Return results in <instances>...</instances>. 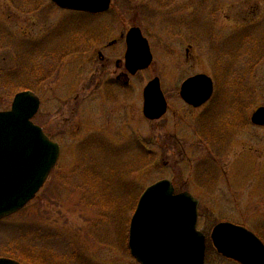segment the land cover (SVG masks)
<instances>
[{
  "label": "rangeland",
  "instance_id": "374dc122",
  "mask_svg": "<svg viewBox=\"0 0 264 264\" xmlns=\"http://www.w3.org/2000/svg\"><path fill=\"white\" fill-rule=\"evenodd\" d=\"M131 27L153 60L130 76L123 51ZM72 45L78 50L59 59ZM199 73L212 78L213 95L193 109L179 89ZM154 77L168 107L151 121L142 91ZM23 88L39 96L33 122L60 155L25 208L0 220V257L139 264L128 225L139 194L161 179L199 200L205 264H239L210 243L221 221L264 242V125L251 123L264 107V0H111L94 16L50 0H0V111Z\"/></svg>",
  "mask_w": 264,
  "mask_h": 264
},
{
  "label": "water",
  "instance_id": "95a60500",
  "mask_svg": "<svg viewBox=\"0 0 264 264\" xmlns=\"http://www.w3.org/2000/svg\"><path fill=\"white\" fill-rule=\"evenodd\" d=\"M65 10L99 14L107 12L111 0H50ZM140 28L125 36V66L135 74L150 66L152 54ZM143 115L158 120L167 103L158 77L143 89ZM213 81L206 74L184 79L181 99L193 108L207 102ZM36 93L24 90L12 98L8 110L0 111V218L23 208L40 190L57 162L60 147L33 123L39 109ZM251 122L264 125V107H258ZM199 200L187 191L175 192L170 180L161 179L144 189L130 218L128 248L139 264H203L205 236L197 230ZM211 242L223 256L240 264H264V244L247 228L220 222L211 231ZM0 264H22L0 257Z\"/></svg>",
  "mask_w": 264,
  "mask_h": 264
},
{
  "label": "flooded vegetation",
  "instance_id": "af4514ba",
  "mask_svg": "<svg viewBox=\"0 0 264 264\" xmlns=\"http://www.w3.org/2000/svg\"><path fill=\"white\" fill-rule=\"evenodd\" d=\"M92 16H94V15H92ZM125 36H126V35H125ZM95 42H96L95 40H90L89 43H88V44H89L88 46L94 44ZM110 45H111V44H110ZM78 48H79L78 46H75V47H74V45H72V48H71L69 51H64V50H62V52H61V50H60V54H57V53H56V54L59 55L58 58L60 59V58L64 57V54H65V53H68V52H76V51L78 50ZM123 52H124V68H125V70L127 71L126 66H125L126 42H125V51H123ZM57 55H56V56H57ZM56 56H55V58H57ZM118 62H119V61H118ZM118 62L116 61L117 64H118ZM127 73L129 74L128 71H127ZM136 73H137V72H136ZM136 73H135V74H136ZM129 75L131 76V74H129ZM116 77H117V79H121V78H123L124 81H125L124 83H126V82L128 81V78H129V77L126 76L125 74H121V73H120L119 75H117ZM126 84H127V83H126ZM211 98H212V97H211ZM211 98H210V99H211ZM166 103H167V101H166ZM188 106H189V105H188ZM167 107H168V106H167ZM166 111H167V110H166ZM204 127H205L204 133H208L209 137L212 138V134L210 133L209 128H207L206 126H204ZM196 223H197V228H198V224H199V216H198V222H196ZM198 229H199V228H198ZM199 231H200V230H199ZM201 233H203L204 236H205V242H204V243H205V250H204V252H203V253H204V261L202 262L203 264H205L204 262H205V259H206V253H205V252H206V248H207V238H206V235H205L204 232L201 231ZM210 243H212V242L210 241ZM212 245H213V244H212ZM214 249H215V248H214ZM215 252H216V254H219L220 256H222V257L224 258L223 260H225V262H227V263H234V262H233L234 260L229 259V258L223 256L222 254L218 253L216 249H215Z\"/></svg>",
  "mask_w": 264,
  "mask_h": 264
},
{
  "label": "trees",
  "instance_id": "16d2710c",
  "mask_svg": "<svg viewBox=\"0 0 264 264\" xmlns=\"http://www.w3.org/2000/svg\"><path fill=\"white\" fill-rule=\"evenodd\" d=\"M172 1V0H171ZM170 2V1H169ZM23 89H25V88H23Z\"/></svg>",
  "mask_w": 264,
  "mask_h": 264
}]
</instances>
